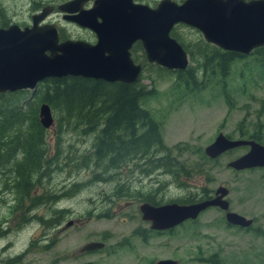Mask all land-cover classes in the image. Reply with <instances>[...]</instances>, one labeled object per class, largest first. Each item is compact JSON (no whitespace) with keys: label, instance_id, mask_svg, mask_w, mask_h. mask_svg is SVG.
I'll return each mask as SVG.
<instances>
[{"label":"rangeland","instance_id":"1","mask_svg":"<svg viewBox=\"0 0 264 264\" xmlns=\"http://www.w3.org/2000/svg\"><path fill=\"white\" fill-rule=\"evenodd\" d=\"M65 1L0 0V8L4 21L21 26L30 24V15L40 8ZM137 1L153 6L157 0ZM50 16L49 20L55 22L57 15ZM59 21L71 37L85 35L68 21ZM172 30L178 38L175 40L191 49L201 38L199 31L183 24ZM132 57L142 63L140 84L153 88L144 106L159 124L174 167H159L143 175L137 172L141 162L136 167L128 162L122 169L111 171L109 178L95 181L92 175L99 169L92 162L87 166L75 162L89 154L92 136H79L70 132L71 128L61 132L56 119L63 113L59 110L56 115L50 109L53 124L44 128L47 163L42 162L31 178L34 187L24 197L21 209L11 207L16 202L8 186L14 171L6 173L5 168L8 165L12 169L13 163L0 162V264L15 256L18 259L14 264H147L163 258L175 259L178 264H210L212 254L218 264H264V166L244 170L226 166L245 153L246 146L223 152L212 161L203 152L218 133L230 139L260 135L259 143L264 145V51L260 57L230 63L228 75L222 79L233 101L231 108L219 92V76L205 88L191 92L177 83L175 73L143 59L142 50ZM187 58L188 66H198ZM201 75L198 71L196 79ZM56 133L61 142L53 158ZM218 186L228 189L229 210L252 219L249 228L227 225L223 212L211 207L196 221L184 222L169 233L153 234L145 232L146 227L142 229L146 224L139 222L135 213L136 202L142 199L136 192L155 194L160 202L177 201L199 197L202 192L213 193ZM54 210H62L57 217L59 223L45 222ZM68 221L72 223L66 225ZM136 229L145 232V240L138 233L133 236ZM92 240L102 241L104 247L91 253L76 252Z\"/></svg>","mask_w":264,"mask_h":264},{"label":"water","instance_id":"2","mask_svg":"<svg viewBox=\"0 0 264 264\" xmlns=\"http://www.w3.org/2000/svg\"><path fill=\"white\" fill-rule=\"evenodd\" d=\"M91 6L82 8L84 2ZM62 19L90 29L96 42L79 39L58 40L53 23H41L50 13L44 6L30 15V25L15 23L0 27V92L32 90L36 83L48 77L82 76L106 82H134L140 65L134 63L128 49L138 41L145 60L169 70H183L187 53L169 35L174 24L181 23L199 31L202 39L222 50L247 54L264 45V0H158L153 7L133 0H67L57 6ZM38 122L43 128L53 124L50 107L38 105ZM240 146L248 150L228 161L233 170L264 166V145L251 139H230L218 133L203 149L215 159L221 153ZM212 198L196 203H167L161 206L141 204V218L150 220L151 229H167L182 220L193 219L210 206L224 212L230 225L248 227L252 219L228 209L224 199L227 189L218 186ZM71 224L68 221L66 225ZM103 246L89 241L80 252ZM156 264H175L158 260Z\"/></svg>","mask_w":264,"mask_h":264},{"label":"trees","instance_id":"3","mask_svg":"<svg viewBox=\"0 0 264 264\" xmlns=\"http://www.w3.org/2000/svg\"><path fill=\"white\" fill-rule=\"evenodd\" d=\"M3 13L0 8V27L10 24L8 20L4 21ZM172 29L170 35L176 39ZM181 46L189 59L194 60L198 66L187 65L183 70H166L175 73L177 83L191 92L205 88L219 76V92L228 108H231L233 101L224 90L225 81L222 78L228 75L229 65L238 58V54L221 50L199 37L192 49L186 44ZM132 49V53L141 51L139 44ZM198 71L202 73L199 80L196 79ZM139 76L132 83L106 82L82 76L48 77L37 82L32 90L0 93V162L3 160L6 161L4 164L13 163L12 169L8 165L5 168L6 173L14 171L11 185L7 184L13 190L16 202L11 206L12 210L17 206V209L22 208L24 197L34 187L31 178L37 175L42 162L47 163L44 158L45 129L37 117L38 105L43 102L56 115L60 114L59 110L63 113L56 119L58 130L62 132L63 129L67 131L71 128L69 131L79 136H92L89 154L79 156L75 162L86 166L92 162V166L99 169L98 173L92 175L95 181L109 178L111 171L122 169L128 162L134 167L141 162L137 172L143 175H148L159 167H174L171 165L173 159L170 157V149L162 142L159 124L144 106L145 101L152 97L153 88H145L140 84ZM248 138L260 141V135H248ZM60 142L56 133V152L53 158L58 153ZM106 172L110 173L103 177ZM71 187H75V184ZM146 201L153 203L151 199ZM61 211L54 210L55 214L45 222L58 224L60 218L57 217L61 215ZM28 247H31V243ZM17 259L18 256H15L2 260L1 263L14 264ZM208 260L210 264H218L215 254L210 255Z\"/></svg>","mask_w":264,"mask_h":264},{"label":"flooded vegetation","instance_id":"4","mask_svg":"<svg viewBox=\"0 0 264 264\" xmlns=\"http://www.w3.org/2000/svg\"><path fill=\"white\" fill-rule=\"evenodd\" d=\"M133 1H137V0H133ZM158 1V0H157ZM157 1L153 4V6L157 3ZM182 0H180V2H181ZM138 2V1H137ZM177 2V1H176ZM141 3V2H140ZM177 3H179V2H177ZM143 4H145V3H143ZM59 5V4H58ZM57 4H50L49 6L51 7V11H50V14L49 15H47L45 18H44V20L41 22V23H53L55 26H56V28H57V31H58V40L59 41H61V40H64V39H79V40H83V41H85V42H87V43H89V44H94L95 42H96V36H95V34L90 30V29H88V28H85V27H80L79 25H77L76 23H74V22H71V21H68L67 23H70V24H73L74 26H75V29L78 31V32H81V31H83V32H85L84 34L85 35H74L73 37H71L70 35H69V33H65L64 32V26L63 25H61L60 24V21H59V19L61 18L62 19V13L60 12V11H58L57 10V6H58ZM91 6V1H87V2H84L83 4H82V8H84V9H87V8H89ZM149 6V5H148ZM153 6H151V7H153ZM41 9V8H40ZM39 9V10H40ZM37 12V11H36ZM52 13H54V15H57V17L55 18V22L54 21H51V20H49V18H51V14ZM33 14V13H32ZM47 19V20H46ZM64 21H67V20H65L64 19ZM177 24H181V23H177ZM177 24H174L172 27H171V29L175 26V25H177ZM28 26V25H30V24H25V25H19L20 27H23V26ZM184 25V24H183ZM6 27V26H5ZM171 29H170V31H171ZM170 31H169V35H170ZM69 35V36H68ZM171 36V35H170ZM172 37V36H171ZM202 38V37H201ZM137 44H139V42L138 41H135V42H133L131 45H130V47H129V49H128V52H129V54H130V57H131V59H132V61L134 62V59H133V57H132V51H133V49L132 48H134V45H137ZM210 44V43H209ZM140 45V44H139ZM212 45V44H211ZM141 47V46H140ZM216 47V46H215ZM218 48V47H217ZM220 49V48H219ZM142 50V49H141ZM222 50V49H221ZM225 51H227V50H225ZM264 51V45H259V46H256V47H254V48H252V49H250V51L247 53V54H241V53H237V52H235V53H237L238 54V58L237 59H241V58H257V57H260V54H261V52H263ZM231 52H234V51H231ZM142 53H143V51H142ZM144 55V54H143ZM145 58V57H144ZM134 63H136V62H134ZM139 64V63H138ZM140 65V64H139ZM140 67H141V65H140ZM1 93V92H0ZM249 135H252V134H249ZM251 140H253V139H251ZM253 141H255V140H253ZM255 142H257V141H255ZM257 143H259V142H257ZM247 148H248V146H246ZM230 150H232V149H230ZM227 151H229V150H227ZM226 152V151H225ZM256 168V167H255ZM242 170H244V169H242ZM139 173V172H138ZM140 174V173H139ZM227 189V188H226ZM214 191H215V189H214ZM214 191H213V193H206V192H202L200 195H199V197H192V196H187L186 198H182V199H180V200H177V201H171V200H165V201H162V202H160L159 200H158V198L156 197V195L155 194H150V193H140L139 194V192H136V195H140V198L142 199L140 202H136V208H135V213H136V216H137V218H138V221L139 222H144L146 225L144 226V227H142V229L143 228H145L146 227V229H143L145 232L146 231H148V232H150V233H153V234H160V233H169L171 230H174V229H176V227H178L180 224H182V223H184V222H194V221H196V219L198 218V216L202 213V212H204L206 209H208V208H211V207H214V208H217V209H219L217 206H210V207H207V208H205L204 210H202V211H200L198 214H197V216L195 217V218H193V219H185V220H182L181 222H179L178 224H176V225H174V226H172V227H170V228H167V229H160V230H158V229H151L150 228V220H144V219H142L141 218V212H140V210H139V206L141 205V204H148V205H151V206H161V205H164V204H167V203H172V202H174V203H177V204H190V203H196V202H199V201H201V200H204V199H209V198H212V197H214V196H216L215 195V193H214ZM227 193H228V189H227ZM125 195V194H124ZM126 196H130V195H126ZM226 196H227V194H226ZM226 196L224 197V199H226ZM146 199H151L152 201H153V203H149L148 201H146ZM227 200V199H226ZM228 201V200H227ZM131 202H133V201H131ZM126 203H129V202H127L126 201ZM228 209H229V203H228ZM220 211H222L221 209H219ZM223 212V211H222ZM223 216H224V212H223ZM224 222L226 223V221H225V219H224ZM72 223V222H71ZM252 223V222H251ZM227 225H229V226H234V227H238L237 225H230V224H228V223H226ZM248 227H250V225L248 226ZM248 227H246V228H248ZM238 228H241V227H238ZM245 229V228H244ZM143 230H138V229H136V230H134L133 231V236L134 235H137V233H138V235H140V236H138V237H140L142 240H145L144 238H145V236H144V231ZM93 241V240H92ZM89 242V241H88ZM100 242H102V241H100ZM87 243V242H86ZM103 243V242H102ZM85 244V243H84ZM83 244V245H84ZM82 246V245H81ZM80 246V247H81ZM80 247L77 249V253L78 254H81V253H91V252H93V251H96V250H99V249H102L103 247H104V243H103V246L101 247V248H99V249H95V250H92V251H83V252H80L79 251V249H80ZM159 260H172V261H174L175 262V264H178V262H177V260H175V259H170V258H163V259H159ZM158 261V260H157ZM156 261V262H157ZM156 262L155 261H153V262H147V264H156Z\"/></svg>","mask_w":264,"mask_h":264},{"label":"bare ground","instance_id":"5","mask_svg":"<svg viewBox=\"0 0 264 264\" xmlns=\"http://www.w3.org/2000/svg\"><path fill=\"white\" fill-rule=\"evenodd\" d=\"M149 7H151V6H149ZM18 26H19V25H18ZM140 70H141V67H140ZM139 74H140V73H139ZM139 74H138V76H139ZM138 76H137V77H138ZM137 77H136V79H137ZM136 79H135V80H136ZM131 83H132V82H131Z\"/></svg>","mask_w":264,"mask_h":264}]
</instances>
